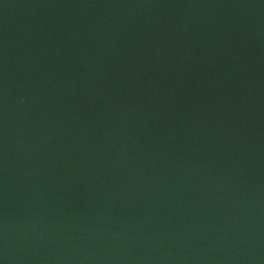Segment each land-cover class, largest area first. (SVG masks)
I'll return each mask as SVG.
<instances>
[{
    "label": "water",
    "instance_id": "1",
    "mask_svg": "<svg viewBox=\"0 0 264 264\" xmlns=\"http://www.w3.org/2000/svg\"><path fill=\"white\" fill-rule=\"evenodd\" d=\"M0 264H264V0H0Z\"/></svg>",
    "mask_w": 264,
    "mask_h": 264
}]
</instances>
